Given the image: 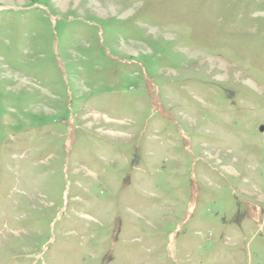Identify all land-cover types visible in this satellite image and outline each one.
I'll return each instance as SVG.
<instances>
[{"label": "rangeland", "instance_id": "374dc122", "mask_svg": "<svg viewBox=\"0 0 264 264\" xmlns=\"http://www.w3.org/2000/svg\"><path fill=\"white\" fill-rule=\"evenodd\" d=\"M0 264H264V0H0Z\"/></svg>", "mask_w": 264, "mask_h": 264}]
</instances>
